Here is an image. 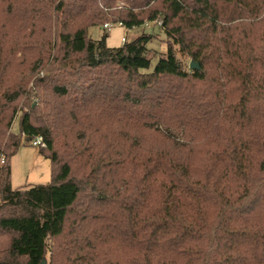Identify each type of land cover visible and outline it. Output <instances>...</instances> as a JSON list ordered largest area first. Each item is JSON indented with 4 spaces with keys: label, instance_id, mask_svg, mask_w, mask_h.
I'll use <instances>...</instances> for the list:
<instances>
[{
    "label": "trees",
    "instance_id": "trees-1",
    "mask_svg": "<svg viewBox=\"0 0 264 264\" xmlns=\"http://www.w3.org/2000/svg\"><path fill=\"white\" fill-rule=\"evenodd\" d=\"M2 159L0 264H264V0H0Z\"/></svg>",
    "mask_w": 264,
    "mask_h": 264
},
{
    "label": "rangeland",
    "instance_id": "rangeland-1",
    "mask_svg": "<svg viewBox=\"0 0 264 264\" xmlns=\"http://www.w3.org/2000/svg\"><path fill=\"white\" fill-rule=\"evenodd\" d=\"M113 25L110 30H103L100 27L91 28L89 35L94 40H100L105 34L108 35L107 45L110 48H117L122 46L123 38L126 42H132L144 33L152 35L153 39L148 44V55L152 59L151 70L157 64L159 57L167 52L168 38L166 37L161 23H148L145 26L127 29L120 25ZM176 55L182 62L184 68L188 71L191 62L189 58L184 56L179 48L175 47ZM13 131L18 133V121L13 127ZM17 154L12 159V186L20 188L24 186H35L47 184L51 180L50 161L40 154L39 148L33 146L29 142H23Z\"/></svg>",
    "mask_w": 264,
    "mask_h": 264
},
{
    "label": "built area",
    "instance_id": "built-area-1",
    "mask_svg": "<svg viewBox=\"0 0 264 264\" xmlns=\"http://www.w3.org/2000/svg\"><path fill=\"white\" fill-rule=\"evenodd\" d=\"M120 26H122V25L120 24ZM112 27H113V25H109V24H106V25L104 26V28L107 29V30H110ZM122 41H123V43H126V40H125L124 38H123ZM32 144H33V146H35V147H42V148H45V147H46V144H45L43 138H41V137L35 139V140L32 142ZM3 163H4V161H3V159H2V160L0 161V164H3Z\"/></svg>",
    "mask_w": 264,
    "mask_h": 264
},
{
    "label": "water",
    "instance_id": "water-1",
    "mask_svg": "<svg viewBox=\"0 0 264 264\" xmlns=\"http://www.w3.org/2000/svg\"><path fill=\"white\" fill-rule=\"evenodd\" d=\"M190 69L191 70H200V65L196 62H191V65H190Z\"/></svg>",
    "mask_w": 264,
    "mask_h": 264
},
{
    "label": "crops",
    "instance_id": "crops-1",
    "mask_svg": "<svg viewBox=\"0 0 264 264\" xmlns=\"http://www.w3.org/2000/svg\"><path fill=\"white\" fill-rule=\"evenodd\" d=\"M101 29H103V30H106L104 27H100Z\"/></svg>",
    "mask_w": 264,
    "mask_h": 264
}]
</instances>
